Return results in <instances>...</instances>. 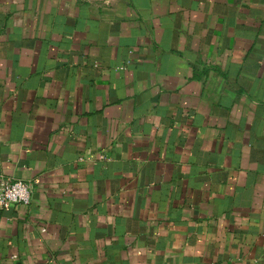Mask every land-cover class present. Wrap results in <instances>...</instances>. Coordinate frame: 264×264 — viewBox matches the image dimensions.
<instances>
[{
    "label": "crops",
    "instance_id": "0c3cea01",
    "mask_svg": "<svg viewBox=\"0 0 264 264\" xmlns=\"http://www.w3.org/2000/svg\"><path fill=\"white\" fill-rule=\"evenodd\" d=\"M0 264H264V0H0Z\"/></svg>",
    "mask_w": 264,
    "mask_h": 264
},
{
    "label": "built area",
    "instance_id": "2783aa9c",
    "mask_svg": "<svg viewBox=\"0 0 264 264\" xmlns=\"http://www.w3.org/2000/svg\"><path fill=\"white\" fill-rule=\"evenodd\" d=\"M32 185L23 180L0 179V209L8 210L11 205L29 206L32 200Z\"/></svg>",
    "mask_w": 264,
    "mask_h": 264
}]
</instances>
